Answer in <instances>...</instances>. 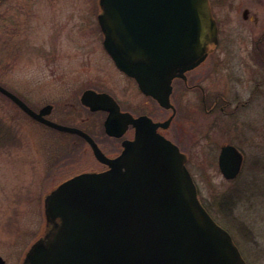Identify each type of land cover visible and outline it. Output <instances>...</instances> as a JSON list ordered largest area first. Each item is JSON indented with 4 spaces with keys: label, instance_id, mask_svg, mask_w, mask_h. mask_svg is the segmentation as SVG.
<instances>
[{
    "label": "rangeland",
    "instance_id": "obj_1",
    "mask_svg": "<svg viewBox=\"0 0 264 264\" xmlns=\"http://www.w3.org/2000/svg\"><path fill=\"white\" fill-rule=\"evenodd\" d=\"M211 1L220 38L211 57L224 64L203 85L209 95L229 97L238 91L243 99L254 90L257 106L239 109L232 117L206 116L199 92L182 90L181 106L187 102L194 119L183 134L189 139L187 168L199 201L231 235L245 262L264 264V61L254 60L256 71H248L253 41L264 58V0ZM97 8L96 0H5L0 5V85L34 110L53 104V120L96 123L99 114L80 104L81 93L87 88L110 93L114 83L124 85L102 46ZM245 9L249 20L242 18ZM128 90L137 103L138 95L132 87ZM222 123L235 127L228 131ZM247 126L253 129L254 147L248 148L238 178L226 180L217 168L218 147L239 142L242 136L233 130ZM73 146L69 136L31 121L0 94V256L6 264H20L32 241L44 233L45 196L93 165L86 162L91 155L85 150L81 168L66 165Z\"/></svg>",
    "mask_w": 264,
    "mask_h": 264
},
{
    "label": "water",
    "instance_id": "obj_2",
    "mask_svg": "<svg viewBox=\"0 0 264 264\" xmlns=\"http://www.w3.org/2000/svg\"><path fill=\"white\" fill-rule=\"evenodd\" d=\"M98 1L104 50L141 92L168 107L171 80L200 64L217 44L209 1ZM0 93L35 121L79 135L108 167L75 175L45 196L44 233L21 264H246L231 235L199 201L186 156L156 133L150 119L126 113L134 138L108 158L84 131L47 119L50 105L34 111L1 85ZM80 102L109 113L107 135L122 134L113 130L118 110L110 95L87 89ZM240 163L234 147L222 148L224 178L233 179Z\"/></svg>",
    "mask_w": 264,
    "mask_h": 264
},
{
    "label": "flooded vegetation",
    "instance_id": "obj_3",
    "mask_svg": "<svg viewBox=\"0 0 264 264\" xmlns=\"http://www.w3.org/2000/svg\"><path fill=\"white\" fill-rule=\"evenodd\" d=\"M5 0H0V5L3 4ZM209 1V7L211 11V15L213 19L216 22L217 26V44L210 47L207 51V55L205 59L198 64L196 67L193 69L186 71L183 76H176L171 80V91L168 97V102L169 105L168 107H164L160 105L154 98H152L149 95L144 94L143 92L140 91V89L137 86L136 81L132 78L121 72L119 69L116 68L114 65L113 61L111 60L115 72L119 79L124 82L123 86H118L113 84L115 87L112 90V92H106V91H99L93 88H87V89H92L96 92L99 93H107L112 97V99L115 101L117 105V110H118V115L117 119L115 120L113 124V130L115 132H121L122 134L120 136H110L105 133L104 130V120L106 119L107 115L109 114L107 111L103 110H97V111H91L88 107L84 106L80 102V97H79V102L80 104L91 114H99V119L97 120L96 123H87L85 120H81L80 124H75L71 123L65 119H60V120H53L51 118V114L54 110V106L51 103H46L43 106H41L38 110L39 111L42 107L46 105L51 106V111L48 115H46L47 119L52 120L56 123L62 124V125H67L71 127L78 128L85 133H87L94 143L96 144L97 148L100 150V152L108 158H114L120 154V152L123 149V142L124 141H129L134 138V133H135V128L131 124H126L124 122V116L126 113L130 114L133 118H138V117H146L150 119L153 123L157 124L156 127V133L162 136L164 139L168 140L170 143L173 145H176L179 149V151L186 156V167H187V160H188V155L185 152V147L187 148L189 146V139L187 140L183 137V134L185 133V129L190 128L193 126V117L190 119V113H191V108L188 106L187 102L184 103L183 106H181V102L179 101V95L182 90H196L199 92V101H200V106H201V112L205 113L206 116L213 115L216 116L218 114H222L225 116L232 117L236 111L239 109H248L252 108L254 105H256L254 102V90L253 92L245 99H243L238 91H235L233 95L227 97L224 96L223 94H218V93H213L211 95L208 94L206 87H204V79L211 73V71H214L217 67L221 69L223 67L224 63L219 62H213V58L211 57L214 55V52L216 51L217 47L219 46L220 43V38H219V26H218V21L214 15L213 11V6H212V1ZM97 3V14H96V19H97V24H98V14H99V1L96 0ZM242 18L244 20H249L248 17V10L245 9L242 12ZM99 26V24H98ZM257 42L253 41L251 50L252 52L250 53V58L252 62L250 63V71H256V65L253 63L255 61H264V58H262L259 55L258 52V47L256 46ZM256 52V53H255ZM209 63V67L205 68V64L207 62ZM261 66H264L261 64ZM246 65H249L248 63H245ZM258 85V83H257ZM4 87V86H3ZM132 89L135 91V93L138 95L139 100L137 103H134L133 100L129 98L128 95V89ZM85 89V90H87ZM8 90V89H7ZM84 90V91H85ZM10 91V90H9ZM13 93V92H12ZM15 94V93H14ZM82 94V93H81ZM16 95V94H15ZM17 96V95H16ZM19 97V96H18ZM20 98V97H19ZM21 99V98H20ZM22 100V99H21ZM23 101V100H22ZM26 103V102H25ZM27 104V103H26ZM257 106V105H256ZM30 107V106H29ZM232 108V109H231ZM115 111V110H114ZM123 115V116H122ZM217 117V116H216ZM215 117V118H216ZM31 121L35 122L34 119L29 118ZM60 121V122H59ZM251 122L252 119H251ZM37 123V122H35ZM40 124V123H38ZM87 124V125H86ZM174 124H176V130L174 129ZM43 125V124H40ZM86 125V126H85ZM45 126V125H43ZM211 126V123L207 124V128ZM48 129V126H45ZM222 127L227 129L226 126L223 125ZM235 126L233 125L232 128L227 129L230 131L233 129ZM206 129V126L205 128ZM53 130V129H51ZM55 132H58L56 130H53ZM237 131V135L242 136L240 138V141L237 143H233L232 141H227V142H222L219 147H218V155H217V168L220 172L219 165H218V158L220 155V152L223 147L225 146H232L234 147L237 152L241 156V163H240V169L238 174L233 178V179H226V180H234L238 178V176L241 174V172L245 169V164L247 163L246 156H247V150L248 148H253L254 147V135H251V132H253V129L251 126H247L246 129H237L235 128L233 130V133ZM61 135H66L69 136L70 139L73 140L74 143V152L70 154V156H67L66 160V165H68L71 168H81L82 166V150L85 152L89 151V154L91 157H89L90 160H87L89 164L92 163L91 167H87L84 170H79L77 171L76 174L68 177L67 179H70L71 177L81 174V173H93V172H102L108 169V167L99 161L93 154L92 148L89 146V144L81 138L77 134H72V133H65V132H58ZM97 133V135H96ZM247 135V138L244 139V136ZM264 142V141H263ZM264 145V144H262ZM83 147V148H80ZM256 161H252V164L254 165ZM188 169V168H187ZM189 170V169H188ZM190 172V171H189ZM221 173V172H220ZM191 174V173H190ZM222 175V174H221ZM65 179V180H67ZM64 180V181H65ZM63 182V181H62Z\"/></svg>",
    "mask_w": 264,
    "mask_h": 264
},
{
    "label": "trees",
    "instance_id": "obj_4",
    "mask_svg": "<svg viewBox=\"0 0 264 264\" xmlns=\"http://www.w3.org/2000/svg\"><path fill=\"white\" fill-rule=\"evenodd\" d=\"M260 51H263L262 49H260Z\"/></svg>",
    "mask_w": 264,
    "mask_h": 264
}]
</instances>
